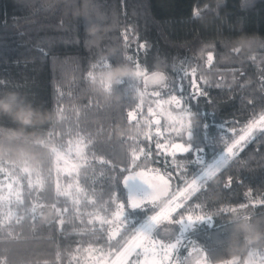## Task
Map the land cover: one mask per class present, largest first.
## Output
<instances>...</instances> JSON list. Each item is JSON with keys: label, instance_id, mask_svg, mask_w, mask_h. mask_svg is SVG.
<instances>
[{"label": "trees", "instance_id": "obj_1", "mask_svg": "<svg viewBox=\"0 0 264 264\" xmlns=\"http://www.w3.org/2000/svg\"><path fill=\"white\" fill-rule=\"evenodd\" d=\"M197 1L95 0L104 19L101 31L92 37L86 33L83 19L76 17L81 0H73L70 8L63 0H0V95L17 93L46 116L28 127L0 116V262L92 264L84 262L85 250L108 247L106 237L96 242L104 235L98 231L99 224L92 232L88 230L91 226L86 227L87 221L97 215L109 216L113 204L120 202L118 198H126V186L123 179L118 186L110 179V165L94 163L84 168L79 158L70 175L56 168L54 150L68 148L75 141L76 128L83 130L82 135L94 134L92 150L96 156L114 161L121 178L127 173H120L119 168L131 166L134 149L137 155L140 148L151 153L147 160L140 155V167L135 170L164 169L172 164L173 157L167 150L158 149L157 142H183L175 132L166 130L167 114L161 115L151 103L156 99L151 95L155 85L146 86L141 77L135 90L133 84H124L113 88L120 91L103 94L89 85L93 65L98 67L106 60L125 63L133 71V81L139 65L148 76L166 73L169 84L175 80L176 71L181 75L187 72L185 94L195 91L191 87L194 79L208 93L189 101L192 127L184 139H188L191 150L188 156L177 153L175 158L187 165L189 181L203 166L190 163L193 155L203 164L212 163L243 135L253 119L264 114V0H211L213 4L195 16ZM234 4L241 13L230 10ZM241 34L253 36L257 43L251 51L235 53L229 45ZM209 52L213 55L211 64L207 62ZM193 68L197 69L196 76L191 74ZM150 106L159 115L160 125L146 124L155 121L157 115L149 114ZM130 111L135 120L129 119ZM9 130H13L10 136ZM145 133L153 138L145 139ZM229 175L233 182L226 189ZM38 177L44 180L42 188L36 184ZM58 182L59 191L66 195L57 196ZM181 185L174 171L168 191ZM16 193L22 204L17 203ZM169 199L161 197L155 212ZM35 203L44 206L36 205L33 220L29 210ZM55 203L69 211L58 215ZM241 204L247 205L244 212L264 224V133L239 151L222 179H213L182 201L183 207L177 209L180 215L172 213L176 220L185 215H208L194 222L185 234L188 239L179 241L175 257L187 253L193 244L211 263L225 257L231 233L228 218L233 213L221 209L239 208ZM127 218L135 227L148 219L139 210L129 211ZM170 229L171 235L163 239L176 240L181 234L179 223ZM263 249L257 246L254 251Z\"/></svg>", "mask_w": 264, "mask_h": 264}, {"label": "snow or ice", "instance_id": "obj_2", "mask_svg": "<svg viewBox=\"0 0 264 264\" xmlns=\"http://www.w3.org/2000/svg\"><path fill=\"white\" fill-rule=\"evenodd\" d=\"M235 53H239V50H233ZM131 60V57L127 58ZM213 55L211 52L207 55V62L212 63ZM97 67V65H93ZM191 74L196 76L197 69L193 68ZM188 73L185 72L183 75L179 71H176L175 80L169 84L168 76L166 73L153 72L151 76L146 75L136 66V71L134 72V81L131 79H124L119 85L133 84V90H135V83H138L140 78L143 77L144 83L147 86L152 84L156 86V89L152 91L151 95L156 99L151 103L156 105V108L160 110L162 115L165 111L163 106H167L170 109L176 110V115H173L171 111L167 113L168 123L165 125L166 130L175 132L180 136L182 143L171 142L170 146L166 149L173 157L172 164L168 165L164 169H147L146 171L152 173V179L146 177L145 172H137L135 169L140 167L137 161L140 159V155L147 157L151 155L150 152H145L143 148L139 149V155L136 154V149L133 150V155L130 161L131 166L120 167V173H127L123 175L122 178L116 173V168L119 167L114 161H111L104 156H96L95 152L92 150L95 147V141L92 139L94 134L82 135V129L76 128L75 132V142L71 141L68 146L67 156L70 157L76 154L82 160V165L84 168L91 167L94 163H99L102 165H110L111 176L110 179L118 186L120 179H123V185L129 188L126 198H118L120 202L114 203L112 206V211L109 216L97 215L87 221V226L89 231L95 232L96 224H99L98 231L103 233V236L97 237L96 242H102L105 237L107 241V246L110 249L109 256L115 257L111 261V264H141L140 257H144L143 264H174L171 259L173 252H176L180 242L176 240L174 243L170 240H165L163 237L171 235L170 225L173 223H180L183 221L176 220L172 213L177 212V209L183 207L182 201L188 200L195 194L200 192L210 181L213 179L220 180L224 176L225 172L229 168V162L235 161L240 150L243 149L249 142H251L257 134L264 133V114H261L258 119H253L243 130V135L239 136L238 140L228 147L226 153H222L218 159L209 164H203V162L196 158L194 155V160L190 163H198L203 165L199 174L193 176L189 181L187 179V172L185 163L177 161V153L188 156L190 153V145L188 139H184L185 133L187 137L190 135V130L192 127V117L193 113L190 109V100H196L199 97H207L208 93L197 85V81L194 79L191 81V87L195 91L191 94H185L186 87L183 80L187 77ZM91 76V71L88 73V78ZM205 84L208 83L207 79L203 81ZM120 91L119 88L112 89V91ZM264 90V86H262ZM167 96L168 99L163 97ZM143 102V94H142ZM211 102V101H210ZM249 104L253 101L249 100ZM139 107V106H138ZM149 114L154 116L156 111L150 106ZM128 117L130 120H135L136 115L134 112H128ZM155 123L160 125V119L155 121H146V124L151 127V124ZM179 125V127H177ZM225 128V124L222 125ZM234 130V129H233ZM68 135L71 134V129L68 130ZM157 136L161 133L159 129L157 130ZM153 137L145 133V139H152ZM156 147L158 149L164 148L157 142ZM61 151H64V146L61 147ZM174 166V168H173ZM175 171V179L182 182V185L177 187L173 192H169L168 188L173 182V175ZM65 175H70L72 172V167L67 166L63 169ZM219 174V175H218ZM153 179H158L165 186L163 193H157L156 185L152 182ZM233 182V177L228 176V182L224 184V188H230ZM36 184L38 187L42 188L44 180L42 177H38ZM32 186V181H29V187ZM146 186V187H145ZM59 182L57 183V196H64L65 193L59 191ZM11 188V185H9ZM161 195L169 196L170 199L167 202V206L159 212H155V209L159 207V201ZM17 203H23L20 200L19 193H16ZM77 205L79 200L76 201ZM44 206L43 203H35L30 208V213L32 214V219L36 218V205ZM56 212L58 215H63V213L68 212V208L57 207V203L54 204ZM247 207L245 204H241L239 208H224L221 209L222 212H244L243 210ZM144 213L147 215L148 219L145 224L141 227H135L130 223L127 218V213L129 211ZM78 211V209H77ZM149 212H154L155 214L149 215ZM11 215V214H10ZM208 215L196 216L193 220L192 216L187 217L189 223L193 221H200L206 218ZM83 222V221H82ZM60 223H64L63 220ZM161 237V238H157ZM103 249H99L102 251ZM193 251L200 252L201 249L193 248ZM190 255V253H189ZM261 260H264V254L260 256ZM3 264V262H0Z\"/></svg>", "mask_w": 264, "mask_h": 264}, {"label": "clouds", "instance_id": "obj_3", "mask_svg": "<svg viewBox=\"0 0 264 264\" xmlns=\"http://www.w3.org/2000/svg\"><path fill=\"white\" fill-rule=\"evenodd\" d=\"M66 7L72 6L73 0H63ZM76 17L82 18L86 33L96 37L102 28L104 14L99 11L95 0H81L80 8L76 9ZM257 40L250 35L241 34L230 43L231 50L239 52L251 51ZM133 78L132 69L125 63L113 64L106 60L99 63L91 71L89 85L97 92L108 94L124 79ZM0 116H6L21 127H28L42 122L46 116L23 102L17 93L9 92L0 95ZM9 130L7 135H11ZM231 233L226 244V256L217 260V264H264V260L258 259L254 249L264 246V224L254 218L251 213L234 212L229 218Z\"/></svg>", "mask_w": 264, "mask_h": 264}, {"label": "rangeland", "instance_id": "obj_4", "mask_svg": "<svg viewBox=\"0 0 264 264\" xmlns=\"http://www.w3.org/2000/svg\"><path fill=\"white\" fill-rule=\"evenodd\" d=\"M212 4H213V2L211 0H199V1H197L194 5V15L195 16L199 15L200 12L205 7L210 6ZM230 10L235 12V13H241L242 12V9L239 7L238 4H234L232 7H230ZM163 107L165 109V111L163 113L164 115L167 114L168 111H171L173 115H176L175 110H172V109L168 108L167 106H163ZM159 112H160V110H159ZM156 119H159L158 114L154 117V120H156ZM74 142L75 141H73V143ZM161 145L165 146L163 148L164 150H166L170 146V144L166 145L165 143H161ZM67 151H68V148H66L64 151H61V149H56V148L54 150V154H55V158H56V168L60 172H63V169L67 166H71L72 171H73L76 169V167L80 163V160H79L80 157L78 155L73 154L69 159V157L67 156ZM218 158L219 157H217V159ZM148 169H152V168H148ZM146 170L147 169H137L136 171L137 172H145L146 177L149 179H152L153 174L147 172ZM152 182L156 185L157 193H163L165 186L162 184V182H160L158 179H153ZM7 184L9 185V182H7ZM126 191L128 194V191H129L128 187H126ZM163 196L164 195H161V197H163ZM167 202L168 201H165L164 204L159 208V210L157 212H159V211H161V209L165 208L167 206ZM188 216H192V215H185V216L178 219V220L183 219V221H181L179 223L180 229H181V234L176 239L178 241L185 239L186 238L185 234L190 229H192L194 227L195 221L189 223L187 221ZM192 218H193V220H195V216H192ZM146 222H147V220L140 223L138 228L141 227ZM186 239H188V238H186ZM176 240H173L170 242L174 243ZM194 247L200 249L196 244H193L192 246H190L188 248L187 253L183 254L182 256H180L178 258L175 257L176 252H173L171 259L173 260L174 264H217V263H211V262L207 261L204 257V253L202 250L200 252L193 251ZM101 248L103 250L99 251V249H101ZM109 252H110V249L108 247L105 248V247H101V246H90L85 250L84 262L85 263H92V264H111V261L114 260L115 257H110ZM189 253H190V255H189ZM255 254H256L257 258L260 259L261 254H264V249H263V251H255ZM140 261H141V264H143L144 257H140Z\"/></svg>", "mask_w": 264, "mask_h": 264}]
</instances>
